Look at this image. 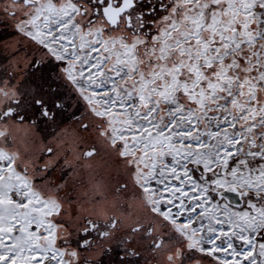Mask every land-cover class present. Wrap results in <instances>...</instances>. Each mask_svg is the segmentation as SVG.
<instances>
[{
	"label": "snow or ice",
	"instance_id": "snow-or-ice-1",
	"mask_svg": "<svg viewBox=\"0 0 264 264\" xmlns=\"http://www.w3.org/2000/svg\"><path fill=\"white\" fill-rule=\"evenodd\" d=\"M0 264H264V0H0Z\"/></svg>",
	"mask_w": 264,
	"mask_h": 264
},
{
	"label": "flooded vegetation",
	"instance_id": "flooded-vegetation-1",
	"mask_svg": "<svg viewBox=\"0 0 264 264\" xmlns=\"http://www.w3.org/2000/svg\"><path fill=\"white\" fill-rule=\"evenodd\" d=\"M0 60H3V56H0Z\"/></svg>",
	"mask_w": 264,
	"mask_h": 264
}]
</instances>
